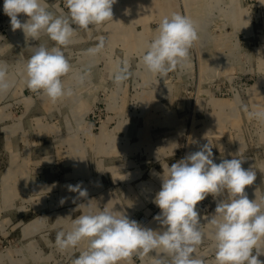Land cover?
Segmentation results:
<instances>
[{"label":"rangeland","instance_id":"obj_1","mask_svg":"<svg viewBox=\"0 0 264 264\" xmlns=\"http://www.w3.org/2000/svg\"><path fill=\"white\" fill-rule=\"evenodd\" d=\"M47 3L56 15L67 14L65 0ZM262 3L117 0L112 20L77 28L63 49L72 70L62 80L72 94L52 102L27 87L25 64L34 47L55 42L44 33L34 40L13 31L0 0V63L15 82L0 94V264H73L87 241L61 251L56 237L88 211H121L141 226L160 229L153 218L161 210L153 200L163 168L209 142L215 163L244 159L242 167L256 173L245 194L264 199V121L248 115L264 111ZM173 13L189 17L199 38L189 66L161 79L140 56L160 21ZM101 37L103 49L87 54ZM124 61L130 74L117 85L114 72ZM77 184L86 198L68 190ZM215 207L211 195L197 205L207 236L196 255L208 264H215V249L204 217ZM155 255L133 252L120 264H153Z\"/></svg>","mask_w":264,"mask_h":264},{"label":"clouds","instance_id":"obj_2","mask_svg":"<svg viewBox=\"0 0 264 264\" xmlns=\"http://www.w3.org/2000/svg\"><path fill=\"white\" fill-rule=\"evenodd\" d=\"M116 2L65 0L67 14L56 15L49 10L47 0H4L3 11L10 18L13 31L22 30L26 38L34 40L44 33L55 42L51 48L44 44L34 47L25 64L27 87L52 102L70 96L72 89L65 87L62 77L70 73L72 66L63 49L73 42L77 28L87 30L112 20ZM20 14L27 20L22 22ZM198 38L189 17L179 13L165 16L154 38L146 44L140 62L149 73L164 79L170 72L189 66L190 49ZM103 47L101 37L87 54H98ZM129 74L124 61L114 72V83L122 84ZM85 75H79V83H84ZM14 83L9 77V66L0 63V94L7 93ZM248 115L264 121V111H250ZM243 162L244 159L232 158L215 163L212 145L206 143L199 151L168 165L166 172L163 168L161 189L153 200L161 210L153 218L160 229L141 226L121 211H88L72 220L69 231L58 233L55 244L65 251L87 241V248L73 264H120L133 252L141 257L155 253L153 264H208L205 257L196 255L207 236L197 205L211 195L216 207L204 219L213 229L215 264H264L258 259L264 255V199L249 200L245 194L246 186L256 180V173L245 170ZM68 190L87 197V190L79 184L69 185ZM64 202L61 199L60 203Z\"/></svg>","mask_w":264,"mask_h":264}]
</instances>
